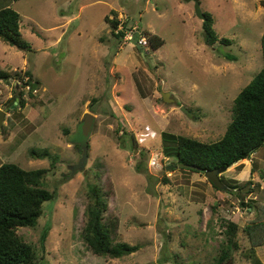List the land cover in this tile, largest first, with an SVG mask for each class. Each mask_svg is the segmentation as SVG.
Segmentation results:
<instances>
[{
	"label": "rangeland",
	"instance_id": "1",
	"mask_svg": "<svg viewBox=\"0 0 264 264\" xmlns=\"http://www.w3.org/2000/svg\"><path fill=\"white\" fill-rule=\"evenodd\" d=\"M199 1L213 15L218 38H230L231 45L206 44L193 0H0V8L20 13L30 43L25 51L0 41V68H29L35 82L24 90L37 88L38 97L34 106L14 108L4 118L12 130L4 139L0 129V164L46 168L45 185L56 191L36 226L17 230L36 248L32 264H216L224 219L239 224L240 246L223 264L251 262L243 226L254 211L239 202L264 203V146L220 175L231 184L252 182L241 191L216 189L204 173L168 169L177 159L162 151L161 131L219 139L234 99L263 66L264 0ZM111 7H123L118 13L129 14L164 43L158 49L150 43L143 55L135 42L119 39V49L106 20ZM97 65L100 76H91ZM7 84L13 91L17 82ZM86 112L96 116L89 136L82 130ZM33 147L58 153L57 163L53 156H32ZM108 181L119 241L140 246L121 258L93 253L82 235L88 188ZM256 253L264 262V246Z\"/></svg>",
	"mask_w": 264,
	"mask_h": 264
},
{
	"label": "trees",
	"instance_id": "2",
	"mask_svg": "<svg viewBox=\"0 0 264 264\" xmlns=\"http://www.w3.org/2000/svg\"><path fill=\"white\" fill-rule=\"evenodd\" d=\"M204 13L206 44L214 45L219 41L224 45H231L230 38H218L213 15L207 11ZM111 15L113 17H110V14L106 17L112 29L111 33L122 40L125 31L121 30L118 33L115 31L119 24V13L112 10ZM20 19V13L14 8L10 6L0 8V40L26 51L30 49V43L22 35ZM134 22L130 16L125 28H129ZM138 23L142 31L149 36L152 47L158 49L164 40L159 35L150 33L139 21ZM262 56V68L240 90L233 101L232 118L224 134L216 141L204 142L188 135L161 131L162 151L165 157L176 158L177 163L196 165L199 169H219L223 174L234 163L249 158L257 149L264 146V32ZM225 57L228 60L236 59V56L230 53H226ZM12 79L18 85H15L13 91L6 86V83ZM33 82H35L34 75L29 68L25 70L0 68V106H6L13 112L16 108H25L27 104L34 106L35 100L38 99L35 94L37 88L34 90L30 88L27 93L24 90L27 86L31 87ZM10 92L12 96L8 97ZM15 100H18V105L10 110ZM11 130L12 123L3 124L2 137L7 139ZM131 135L133 145L136 146L135 136ZM144 152L142 150L139 154L141 159ZM30 153L40 158L53 156L54 163L58 160V153L51 152L49 148L40 150L33 147ZM136 168L142 172L140 162ZM199 169L189 170L200 172ZM48 171L46 168L26 169L15 162L0 164V264H32L35 261L34 244L25 241L17 230L19 227H35L43 213V204L56 197V191L45 185L44 178ZM95 177L99 180L101 178L99 173H96ZM221 179L232 191L233 189L241 191L252 183L248 181L246 184L237 185L228 183L224 178ZM164 181L168 182L167 178H164ZM112 196L114 189L110 181L94 182L89 186L85 208L86 223L82 235L93 253L107 255L110 258H121L137 251L140 246L119 241V217L109 206V198ZM239 204L242 208L254 211L253 217L248 218L243 226L245 238L249 243L248 249L244 252L245 256L251 260L249 264H264L256 253L257 247L264 246V203L242 199ZM223 221L226 229L216 264L226 263L233 257L234 250L240 246L237 238L239 224L226 219Z\"/></svg>",
	"mask_w": 264,
	"mask_h": 264
},
{
	"label": "water",
	"instance_id": "3",
	"mask_svg": "<svg viewBox=\"0 0 264 264\" xmlns=\"http://www.w3.org/2000/svg\"><path fill=\"white\" fill-rule=\"evenodd\" d=\"M185 1H191V0H185ZM195 1V11L196 14L202 19L205 20L206 15L204 13V10L201 6V3L199 0H193ZM204 36H206V32L204 33ZM34 87V86H33ZM164 99L166 101H168V93L164 92ZM15 105L12 106V108H14ZM183 110H185L186 112L190 113L188 110H186L184 107H182ZM8 108L7 107H2L0 108V129L2 128L3 124H4V118L6 115ZM95 115L86 112L84 114V116L82 117V130L85 136H89L91 130H92V126L94 123V119H95ZM175 167H179V168H188V169H199L198 166L193 165V164H187V163H177L174 162L173 164H170L169 166H167V168H175ZM201 173H204L206 178L217 188L219 189H228L227 185L222 181L220 175L222 174V172L219 169H212V170H205V169H199Z\"/></svg>",
	"mask_w": 264,
	"mask_h": 264
},
{
	"label": "built area",
	"instance_id": "4",
	"mask_svg": "<svg viewBox=\"0 0 264 264\" xmlns=\"http://www.w3.org/2000/svg\"><path fill=\"white\" fill-rule=\"evenodd\" d=\"M119 24L116 28V32L118 33L121 30H124V36L122 38V42L124 44H135L139 47H149L150 39L148 36L142 31L138 21L134 22L129 28H125L126 21L130 18V16H125V14H119ZM148 52V49L145 50V53Z\"/></svg>",
	"mask_w": 264,
	"mask_h": 264
},
{
	"label": "crops",
	"instance_id": "5",
	"mask_svg": "<svg viewBox=\"0 0 264 264\" xmlns=\"http://www.w3.org/2000/svg\"><path fill=\"white\" fill-rule=\"evenodd\" d=\"M118 9H119V10H120V9H123V7H119ZM118 9L115 8V7H111V10H116V11H117ZM119 10H118V11H119ZM119 14H125V16H127V17L129 16V14H127V13H122V12H121V13H119ZM112 16H113V15H111L110 17H112ZM108 39H109V38H108ZM110 39H111V38H110ZM110 39L108 40V42L111 43ZM113 39H115V40L118 41V43H119V49H123V48H124V47H120V45H121L122 42H121L116 36H115ZM0 41H2V40H0ZM0 43H1V42H0ZM0 45H2V44H0ZM3 47H5L4 49H7V48H8V46H6V45L3 46ZM136 48H138V49L142 52V54L144 55V51H145V50H144V47H139V46L136 45ZM119 49H118V50H119ZM119 54H120L119 51L115 53V58H116V60H118V58H119ZM102 56H103V55H102L101 53H97V52L94 53L95 60L98 61V62L102 60ZM1 60L3 61L2 58H0V61H1ZM14 69H16V68H14ZM99 69H100V65L95 66V68H94V71H95V72H94V75L91 74V76L99 77V76H100V74H99ZM98 80H99V79H98ZM92 81L95 82L94 79H92ZM6 86L9 87L7 83H6ZM10 96H12V92H10V94H9L8 97H10ZM14 104H15V106H16V105L18 104V100H15V101H14ZM12 105H13V104H12ZM12 105H11L10 109L12 108ZM0 107H5V106H0ZM25 108H26V107H25ZM25 108H23V109H22V108H19V109H21L22 112H23ZM12 112H13V111H7V112H6V115H5L6 121L8 120V118H10V116L12 115ZM4 123H6V122H4Z\"/></svg>",
	"mask_w": 264,
	"mask_h": 264
},
{
	"label": "clouds",
	"instance_id": "6",
	"mask_svg": "<svg viewBox=\"0 0 264 264\" xmlns=\"http://www.w3.org/2000/svg\"><path fill=\"white\" fill-rule=\"evenodd\" d=\"M122 41V40H121ZM146 54V53H145ZM13 106V105H12ZM6 107V106H5ZM0 108H2V107H0ZM15 108V107H14ZM14 108H11L10 110H12V109H14ZM7 111H9V109L7 110ZM5 124V123H4Z\"/></svg>",
	"mask_w": 264,
	"mask_h": 264
}]
</instances>
